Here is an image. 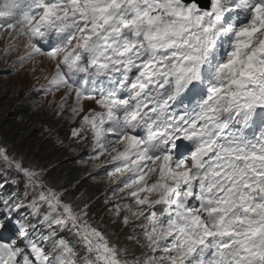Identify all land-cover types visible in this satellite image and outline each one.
<instances>
[{
	"label": "snow or ice",
	"instance_id": "snow-or-ice-1",
	"mask_svg": "<svg viewBox=\"0 0 264 264\" xmlns=\"http://www.w3.org/2000/svg\"><path fill=\"white\" fill-rule=\"evenodd\" d=\"M0 30L110 158L105 208L140 249L0 146L32 190L0 186V264H264V0H0Z\"/></svg>",
	"mask_w": 264,
	"mask_h": 264
},
{
	"label": "rangeland",
	"instance_id": "rangeland-1",
	"mask_svg": "<svg viewBox=\"0 0 264 264\" xmlns=\"http://www.w3.org/2000/svg\"><path fill=\"white\" fill-rule=\"evenodd\" d=\"M22 44L23 41H20L13 47V41L8 33L0 30V102L3 96H6V99L2 102L8 104L10 108L11 106L9 103L14 102L12 94L20 93L22 97L18 98L19 102H24L25 107L32 115L35 114L38 116V119H44L46 123H50V125L41 124L38 127V130H41L42 132L41 138L46 137L47 141L50 142V145L54 144L60 149L57 153H60L59 158L61 162H70V166L77 169L80 175H85L86 177L92 178L94 181H98L99 186L101 187L100 190L106 192L102 201L103 207H105L106 199L115 202L113 199L114 184L119 177L117 176L109 179L107 176V171L109 169L105 164V160L110 158L102 157L101 160L95 164L89 161V154L85 150L84 144L70 138V130L72 127L78 126V120L74 123H69L66 120V112L62 115H56V104L50 103L53 101V94H45L44 91H40V85L46 83L45 76L49 74V63L46 60L37 57L39 63L35 65V71H32L34 65L31 61H28L23 65L17 64L15 67H12L17 56L23 51ZM6 48L9 49L7 54H5ZM41 69H44V71H41ZM55 99L57 101L59 100V94L56 95ZM71 102V98H69V104H71ZM4 113L5 112H0V117H3ZM19 120L20 118H15V121ZM29 126L31 128V125ZM7 137L8 136L5 135V132H1L0 130V146L7 149L9 157L19 160L24 167H31L36 171L42 172V178L50 187L55 188L57 191H60L61 189L66 190L64 197L66 201H70L73 204H80L81 207L83 206V203L85 202L79 198L78 194L70 192L68 187H66V189L63 188L62 184H60V186L57 185L59 183H56V179L52 177V174L47 173L48 168L46 167L45 162L28 158L24 155L27 151L18 146L12 145ZM0 183L10 185L13 187L14 191H17L20 194V196L23 197L27 195L28 200L32 199V190L30 187L26 190L25 178L23 175L19 173L13 165H9L8 162L3 161L2 159H0ZM119 195L118 192L115 193V196ZM25 203H27V200ZM93 207L95 206L90 205V208ZM104 212L90 210L89 215L94 226H99L101 230L108 233L110 239H115V236L112 234L115 233L116 235L118 230L115 229L116 225L111 224L113 217L107 210ZM107 212L110 219L107 217V222L105 221L104 223L100 218L103 215L104 217L107 216ZM33 223H37V221ZM125 229L129 231V235L132 233V228ZM66 230L67 229L63 230L62 235L64 238L69 239L65 235Z\"/></svg>",
	"mask_w": 264,
	"mask_h": 264
},
{
	"label": "trees",
	"instance_id": "trees-1",
	"mask_svg": "<svg viewBox=\"0 0 264 264\" xmlns=\"http://www.w3.org/2000/svg\"><path fill=\"white\" fill-rule=\"evenodd\" d=\"M12 95L14 102L9 103L11 110L8 104L2 102L6 99V96H3L0 102V112H5L4 116L0 117V130L8 136V141L12 145L25 149L28 154L25 152L26 154L24 155L28 158L45 162L48 168L47 173L52 174V177L56 179V183H59L57 185L60 186L62 184V187L65 189L68 187L70 192L78 194L83 202L89 206L94 205L95 207L90 208V210L106 211L107 209L102 206L103 197L106 192L100 190L101 187L98 181H94L85 175H80L77 169L70 166V162H61L59 158L60 153H57L60 149L54 144L50 145L46 137L41 138L42 132L38 130L41 124L50 125V123H46L44 119H38V116L35 114L32 115L25 107L24 102H19L18 98L22 97L20 93ZM15 118H20V120L15 121ZM28 124L31 125V128ZM3 191L9 192L14 191V189L10 185H5L3 186ZM107 217H109L108 212L107 216L104 217L103 215L100 220L105 223V221L107 222ZM115 225V229L118 230L115 239L118 240L121 246H126L129 250L135 249V255L138 256L140 249L133 242L126 239L129 231L118 223ZM65 235L69 239L72 238L71 233L68 231L65 232Z\"/></svg>",
	"mask_w": 264,
	"mask_h": 264
}]
</instances>
